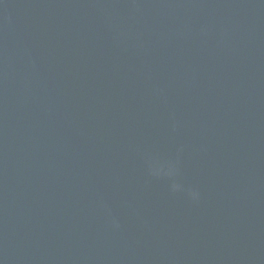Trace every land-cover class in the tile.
Instances as JSON below:
<instances>
[{"label":"water","instance_id":"95a60500","mask_svg":"<svg viewBox=\"0 0 264 264\" xmlns=\"http://www.w3.org/2000/svg\"><path fill=\"white\" fill-rule=\"evenodd\" d=\"M0 264H264V0H0Z\"/></svg>","mask_w":264,"mask_h":264}]
</instances>
